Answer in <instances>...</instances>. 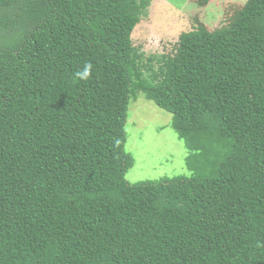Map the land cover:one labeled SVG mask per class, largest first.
Wrapping results in <instances>:
<instances>
[{
  "label": "trees",
  "instance_id": "obj_1",
  "mask_svg": "<svg viewBox=\"0 0 264 264\" xmlns=\"http://www.w3.org/2000/svg\"><path fill=\"white\" fill-rule=\"evenodd\" d=\"M149 3L0 0V264H264V0L144 57ZM139 92L190 174L127 180Z\"/></svg>",
  "mask_w": 264,
  "mask_h": 264
},
{
  "label": "rangeland",
  "instance_id": "obj_2",
  "mask_svg": "<svg viewBox=\"0 0 264 264\" xmlns=\"http://www.w3.org/2000/svg\"><path fill=\"white\" fill-rule=\"evenodd\" d=\"M245 0H150L131 36L144 57L171 52L179 34L195 28L200 21L209 29L223 25L232 7ZM232 3V4H230ZM234 4V5H233ZM157 66V61H152ZM170 112L158 107L142 92L131 98L125 123V150L134 158L126 172L130 182L190 174L186 157L189 151L171 125Z\"/></svg>",
  "mask_w": 264,
  "mask_h": 264
},
{
  "label": "clouds",
  "instance_id": "obj_3",
  "mask_svg": "<svg viewBox=\"0 0 264 264\" xmlns=\"http://www.w3.org/2000/svg\"><path fill=\"white\" fill-rule=\"evenodd\" d=\"M93 70V65L91 63H85L82 69L78 70L74 75L77 79L86 80L90 77Z\"/></svg>",
  "mask_w": 264,
  "mask_h": 264
}]
</instances>
